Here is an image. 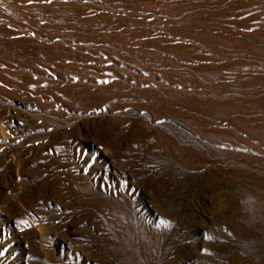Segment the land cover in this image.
Listing matches in <instances>:
<instances>
[{
	"label": "rangeland",
	"instance_id": "obj_1",
	"mask_svg": "<svg viewBox=\"0 0 264 264\" xmlns=\"http://www.w3.org/2000/svg\"><path fill=\"white\" fill-rule=\"evenodd\" d=\"M262 220L264 0H0V264H264Z\"/></svg>",
	"mask_w": 264,
	"mask_h": 264
},
{
	"label": "bare ground",
	"instance_id": "obj_2",
	"mask_svg": "<svg viewBox=\"0 0 264 264\" xmlns=\"http://www.w3.org/2000/svg\"><path fill=\"white\" fill-rule=\"evenodd\" d=\"M247 201H248V199H246ZM250 204V203H249ZM251 206V205H250ZM252 208V207H251ZM253 209V208H252ZM249 212V211H248ZM130 214V213H129ZM220 216H222L223 217V215L224 214H222L221 215V213H218ZM241 214H243V213H241ZM125 215H128V213H125ZM234 215V214H233ZM249 215H250V213H249ZM116 216V215H115ZM132 216V215H131ZM131 216H130V219H129V221L131 222V223H133V221H132V219H131ZM244 216V215H243ZM246 216V215H245ZM251 216V215H250ZM118 217V216H117ZM179 217V216H178ZM233 217V216H232ZM234 217H235V215H234ZM239 217H240V213H239ZM238 217V218H239ZM136 218V217H135ZM216 218V217H215ZM217 218H218V216H217ZM216 218V219H217ZM224 218V217H223ZM237 218V219H238ZM254 218H256V217H254ZM116 219V218H115ZM127 219V218H126ZM242 219H244V217H242ZM250 219V217L248 218V220ZM263 219V218H262ZM117 220V219H116ZM174 220V219H173ZM223 220H225V219H223ZM235 220V219H234ZM246 219H244V221H245ZM248 220L246 221V223H245V225L247 224V222H248ZM253 220V217H252V219L250 220V221H252ZM120 221V220H119ZM218 221H219V219H218ZM235 221H237V220H235ZM242 221V220H241ZM261 221V220H260ZM262 221H264V220H262ZM122 221H120V223H121ZM220 222H221V220H220ZM239 222V221H238ZM253 222H255V220H253ZM215 223H217V222H215ZM219 223V222H218ZM252 223V222H251ZM251 223H250V225H251ZM263 223V222H262ZM121 224H123L124 225V227L123 228H126V226H125V224L124 223H121ZM127 224V223H126ZM142 224V223H141ZM240 224V223H239ZM261 224V223H260ZM216 225H218V224H216ZM249 225V226H250ZM253 225H255V224H253ZM121 226V225H120ZM142 226V225H141ZM202 226V225H201ZM215 226V225H214ZM255 226H258L257 224L255 225ZM262 226V225H261ZM132 227V226H131ZM133 227H134V225H133ZM132 227V228H133ZM143 227V226H142ZM166 227V226H165ZM168 227V226H167ZM172 227V226H171ZM179 227V226H178ZM216 227H218V226H216ZM174 228V227H173ZM219 228V227H218ZM253 228H255V227H253ZM258 228H260V227H258ZM257 227H256V229H258ZM154 229V228H153ZM170 228H168V230H169ZM248 229V228H247ZM247 229H245L246 231H245V235H246V233H247ZM251 229H252V227H251ZM133 231H132V233H134V234H138V236L140 237V240H141V243H142V249H141V253L144 255V256H146V258H147V260L146 261H144V259L142 258V262H140V263H138V264H163V261H165V260H163L162 261V259H161V254H162V247H161V241H160V239L159 238H156V237H154V235H152V234H149V233H147L146 235L144 234V233H138V232H136L134 229H132ZM171 230H173V229H171ZM177 230V229H176ZM212 230H214V229H212ZM254 230V229H253ZM252 230V231H253ZM146 231V230H145ZM174 231V230H173ZM256 231V230H255ZM127 233H128V231H126ZM147 232V231H146ZM169 232H172V231H170L169 230ZM254 232V231H253ZM257 232H259V230H257ZM131 233V232H130ZM131 233V235H133ZM153 233V232H152ZM155 233H157L156 231H155ZM173 233V232H172ZM172 233H169V234H172ZM176 233V232H175ZM217 233V232H216ZM255 233V232H254ZM260 233V232H259ZM164 234H166L165 233V231H164ZM261 234V233H260ZM131 235L130 236H128V237H131ZM158 235V234H157ZM167 235H168V232H167ZM173 235V234H172ZM161 236V235H160ZM169 236H171V235H169ZM169 236H167V237H169ZM213 236H215V232H214V235ZM212 236V237H213ZM247 236V235H246ZM251 236V235H250ZM257 236V235H256ZM134 237H135V235H134ZM163 237V236H162ZM161 237V238H162ZM218 237H219V235H218ZM217 237V238H218ZM244 237V236H243ZM258 237V236H257ZM124 238V237H123ZM125 238H126V235H125ZM132 238V237H131ZM171 238V237H170ZM169 238V239H170ZM215 238V237H214ZM245 238V237H244ZM260 238V237H259ZM258 238V239H259ZM122 239V238H121ZM127 239V238H126ZM129 239V238H128ZM137 238H135V240H136ZM257 239V240H258ZM138 240V239H137ZM162 240V239H161ZM163 240H164V237H163ZM166 240V239H165ZM244 240V239H243ZM130 241V240H129ZM128 241V242H129ZM131 241H133V240H131ZM130 243V242H129ZM139 243V242H138ZM167 243V242H166ZM165 243V244H166ZM131 244V243H130ZM134 244H136V243H134ZM122 245V244H121ZM131 245H133V244H131ZM138 245V244H137ZM123 246V245H122ZM166 246V245H165ZM135 248H137V247H135ZM127 250V249H126ZM134 251V250H133ZM163 251H164V248H163ZM139 252V251H138ZM136 253V252H135ZM166 252L164 251V254H165ZM125 254H126V252H125ZM127 254H130L129 252L127 253ZM163 254V255H164ZM136 256V255H135ZM163 257V256H162ZM135 257H133V259H134ZM145 258V259H146ZM166 258V257H165ZM164 259V258H163ZM135 261H137V260H135ZM166 261H168V260H166ZM165 261V262H166ZM168 264V263H167Z\"/></svg>",
	"mask_w": 264,
	"mask_h": 264
}]
</instances>
